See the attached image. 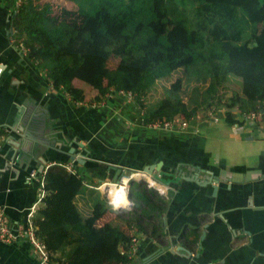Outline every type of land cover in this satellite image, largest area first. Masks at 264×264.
Listing matches in <instances>:
<instances>
[{"label":"crops","instance_id":"0c3cea01","mask_svg":"<svg viewBox=\"0 0 264 264\" xmlns=\"http://www.w3.org/2000/svg\"><path fill=\"white\" fill-rule=\"evenodd\" d=\"M20 5L21 0H0V205L10 211L12 229L30 209L36 210L34 218L39 214L45 174L58 165L84 180L75 198L82 217L94 216L96 204L105 202L107 211L95 227L126 232L125 214L117 212L99 189L116 183V172L122 169L137 177L129 190L133 208L155 219L145 233L129 230L139 239L130 264H221L220 258L226 264H264V122H251L236 110H219L217 121L196 119L183 131H156L144 126L137 106L122 98L89 104L96 91L79 78L74 83L85 91L87 103L72 102L15 45L14 9ZM11 134L21 144L18 154L28 147L30 166L20 160L17 169L15 159L9 161ZM57 144L61 149H53ZM72 146L84 164L68 158ZM42 156L47 164L40 173ZM214 177L219 178L215 191L210 184ZM148 181L165 194L149 189ZM205 227L207 236L201 243ZM239 230L246 235L233 240V232ZM185 232L189 237L179 240ZM189 252L200 253V263ZM0 264L39 261L28 241H0Z\"/></svg>","mask_w":264,"mask_h":264},{"label":"trees","instance_id":"16d2710c","mask_svg":"<svg viewBox=\"0 0 264 264\" xmlns=\"http://www.w3.org/2000/svg\"><path fill=\"white\" fill-rule=\"evenodd\" d=\"M48 1L21 0L15 7V45L72 102L87 103L74 83L79 78L96 91L89 104L120 90L132 92L144 126L179 118L190 123L197 113L220 109L242 114L264 109V31L256 32L264 27V0H66L77 13L62 8L81 18L80 24L60 20ZM111 25L119 28L117 36L108 33ZM103 37L104 60L92 85L87 75ZM165 79L169 87L156 93ZM230 80L240 86L227 94ZM83 181L58 165L45 174L46 194L34 225L50 262L130 263L126 253L135 236L129 230L147 232L154 217L135 207L125 213L126 232L97 229L107 204L99 202L94 216L82 217L75 198ZM151 232L154 236V225Z\"/></svg>","mask_w":264,"mask_h":264},{"label":"built area","instance_id":"2783aa9c","mask_svg":"<svg viewBox=\"0 0 264 264\" xmlns=\"http://www.w3.org/2000/svg\"><path fill=\"white\" fill-rule=\"evenodd\" d=\"M13 41L15 42V39ZM109 97H119L122 98L125 103L135 105V95H133L132 92L120 90L118 93L110 94ZM142 101L145 104L144 100ZM139 110L140 109L138 107V111ZM220 111H224V109H220ZM216 113L217 112L210 111L208 113L209 118L214 119V121H217L214 118ZM244 116L247 120L251 122H264V109L246 114ZM196 119H200V113H197L196 117L193 120ZM188 126L189 122L180 118L165 123H154L149 125L150 128L156 131H183L186 130ZM135 178H137L135 175L127 173V175L121 177L118 182L104 183L99 187V189H101L108 197L110 204L113 206V208L120 214H125L126 212H129L133 209L134 199L130 197L129 190L130 184ZM139 178L140 180L142 179V177ZM146 186L149 189L157 190L162 195L165 194L164 189L160 188L157 184H154V182L152 181L146 182ZM43 196L44 195H42V197ZM125 198H127V200H125ZM35 211V208H32L30 209V211L27 212L25 220L18 225L17 230L15 232L12 229L9 217L5 214L4 210L0 208V241L5 244H13L21 240L28 241L32 245L33 253L37 257L39 264H50L51 262L46 248L44 244L38 240L35 234L37 230L36 226L34 225ZM143 222L144 221H142V223ZM132 241L133 243L131 249L129 250V252L126 253L128 254L131 261L137 253L136 249L139 243V239L137 236H135Z\"/></svg>","mask_w":264,"mask_h":264},{"label":"water","instance_id":"95a60500","mask_svg":"<svg viewBox=\"0 0 264 264\" xmlns=\"http://www.w3.org/2000/svg\"><path fill=\"white\" fill-rule=\"evenodd\" d=\"M12 30H13V28H12ZM24 130L25 129L22 126L21 127V130H19V132H21V134H22V133H24ZM21 138L23 139V137H21ZM18 141H19V139L16 140L15 137L11 134L9 143L13 146V153H12V155L13 156L14 155L16 156V154H17V157L15 158V156L12 157V155H11L9 157V161L12 163L14 161V159H15V163H14L13 166L16 167L17 169H18V166L17 165L20 163V160L23 162V165L24 166H30V164L32 162V159H33L32 156L30 155V153L27 152V149H25V148L22 151V153H19V154L17 153V151L20 149V146H21V144ZM75 143H77L76 144L77 146H80L81 148H84L83 145L81 143H79L78 141H75ZM61 147H62L61 144H57V147L56 148H53V149L59 150V149H61ZM3 149H4V147H0V152ZM75 150H76L75 147L72 146L71 149L68 152V155H67L68 158L71 161H73V162H77V164H81V165L84 164L85 163L84 159L80 158L77 154H75ZM39 161L42 163V165L40 167V173H42L45 170V165L47 164V161H46V159L43 156L39 158ZM123 176H125V171H123L122 169H119L116 172V175L114 177V182H118L119 179L121 177H123ZM218 183H219V178H217V177L212 178V180L210 181V184H213V190L214 191L217 190V187L216 186H217ZM130 197H131V195H130ZM0 207L4 210L5 214L9 217L10 216V211H9L8 207L1 206V205H0ZM19 224H20L19 220L15 221V223H14L15 226L13 228V231H16L17 230V227H18ZM207 231H208V227H205V231H203L202 234H201V243H203V241L205 240V238L207 236ZM233 234H234L233 240L240 241L242 235H246V231H242V230L234 231ZM188 237H189L188 233L185 232V233L180 234L178 238H179V240L180 239L186 240ZM199 247H201V246H199ZM234 247H235V244L232 243V248H234ZM244 247H245V245H244ZM201 248H200V250H202ZM189 254H190V257L193 258V260L196 263H200V261L196 260V259L200 258V255H201L200 253H198L196 255V254H194L192 252H189ZM195 256L197 258L194 259ZM220 260L222 261L221 264H226L224 258H220ZM207 264H212V262L210 261Z\"/></svg>","mask_w":264,"mask_h":264},{"label":"rangeland","instance_id":"374dc122","mask_svg":"<svg viewBox=\"0 0 264 264\" xmlns=\"http://www.w3.org/2000/svg\"><path fill=\"white\" fill-rule=\"evenodd\" d=\"M48 2L51 4V7H53V14L55 16H57L60 20L68 19L71 22H75V23L79 22V24L82 22L81 18L77 19V17L75 15H71V14L66 13L64 11L65 9L62 8V6L68 7L70 9V11H72L74 14H76L77 12L72 8L73 4L71 2H68L66 0H58V1L57 0H50ZM43 3L45 4L44 1H43ZM67 15H69V16H67ZM263 31H264L263 26H258L256 29V32L258 34H261ZM118 32H119V28L114 26V25H111L109 30H108V33L110 35H114V36H117ZM105 38L106 37H103L102 40L97 39V42L95 44L94 54L91 58V67L89 68L90 71H89L87 76L89 77V80L92 82V85L97 84L99 68L101 66V63L104 60V55H103L102 51L100 50V47H101V42L104 41ZM178 76H180V73L175 74V76H173V78L171 80L176 79ZM169 85H170L169 81L166 79L159 81L156 85V88H157L156 93H158V94L163 93L164 86L169 87ZM226 86H227V89L224 92L227 94H230V92H232V91H238L240 84L237 80H230ZM159 97H161V96H158L157 98H159ZM185 101H187V100H185ZM147 102H149V101H147ZM153 102H156V99H154ZM208 118H209L208 113L207 114L203 113V112L200 113V119L204 120V119H208Z\"/></svg>","mask_w":264,"mask_h":264},{"label":"bare ground","instance_id":"6f19581e","mask_svg":"<svg viewBox=\"0 0 264 264\" xmlns=\"http://www.w3.org/2000/svg\"><path fill=\"white\" fill-rule=\"evenodd\" d=\"M125 200H127V198H125Z\"/></svg>","mask_w":264,"mask_h":264}]
</instances>
